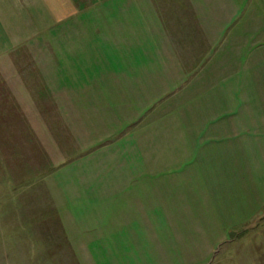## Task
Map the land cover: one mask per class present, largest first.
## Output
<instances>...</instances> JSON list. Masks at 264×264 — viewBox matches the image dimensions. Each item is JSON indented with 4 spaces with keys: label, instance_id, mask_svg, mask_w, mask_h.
Here are the masks:
<instances>
[{
    "label": "rangeland",
    "instance_id": "rangeland-1",
    "mask_svg": "<svg viewBox=\"0 0 264 264\" xmlns=\"http://www.w3.org/2000/svg\"><path fill=\"white\" fill-rule=\"evenodd\" d=\"M61 6L0 0V264H264V0Z\"/></svg>",
    "mask_w": 264,
    "mask_h": 264
},
{
    "label": "crops",
    "instance_id": "crops-1",
    "mask_svg": "<svg viewBox=\"0 0 264 264\" xmlns=\"http://www.w3.org/2000/svg\"><path fill=\"white\" fill-rule=\"evenodd\" d=\"M47 4V6H49L50 8V14H52V16L54 17V19L56 21H59V20H62L65 16H66V8H64V6H61V2L65 0H44ZM54 3L51 5V2ZM68 11V10H67ZM53 63H56V64H59L60 61H56V62H53V61H47L46 64H53ZM233 183L232 184H237V180L234 179V181H232ZM240 183V181H238Z\"/></svg>",
    "mask_w": 264,
    "mask_h": 264
}]
</instances>
